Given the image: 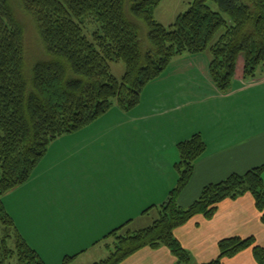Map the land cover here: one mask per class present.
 <instances>
[{
	"label": "trees",
	"instance_id": "trees-1",
	"mask_svg": "<svg viewBox=\"0 0 264 264\" xmlns=\"http://www.w3.org/2000/svg\"><path fill=\"white\" fill-rule=\"evenodd\" d=\"M12 1L0 0V264H46L24 240L2 199L28 183L51 142L97 121L114 102L126 111L134 108L143 88L178 56L208 53L210 80L223 94L240 61L243 79L254 78L264 65V0H191L168 28L155 19L163 0H15L33 20L47 57L29 71L25 29ZM127 2L133 18L146 26V48L125 13ZM88 21L96 26L91 34ZM119 62L125 73L117 81L110 65ZM205 148L198 134L177 145L178 179L157 208L158 218L148 228L130 232L125 225L104 236L113 238L105 246L109 255L93 264H121L142 249L161 247L177 264H191L174 231L195 216L211 220L221 202L245 194L254 199L264 225V164L205 185L192 204L179 205ZM244 250L251 251L255 264H264V248L252 237L221 240L218 257L206 264H222Z\"/></svg>",
	"mask_w": 264,
	"mask_h": 264
},
{
	"label": "crops",
	"instance_id": "crops-1",
	"mask_svg": "<svg viewBox=\"0 0 264 264\" xmlns=\"http://www.w3.org/2000/svg\"><path fill=\"white\" fill-rule=\"evenodd\" d=\"M195 57L188 54L174 60ZM208 57V60L202 58L205 75L199 83H181L177 81L179 72L173 74L167 70L169 67L166 69L162 76L166 74L169 84L154 88V92L161 94L160 99L168 105L167 111L134 118L135 137L131 142L138 150L119 156L114 168L83 176L86 214L77 209L73 212L75 218L62 223L61 211L54 208L55 212L44 211L35 216L27 232L18 230L43 262L47 264L48 259L67 255L64 249L73 243L99 242L93 234L104 237L121 226L126 225L125 231L136 232L152 225L159 216L157 208L167 201L178 179L176 147L193 135L203 139L206 152L195 162L193 178L178 198L182 208L192 204L205 185L217 184L232 174L243 175L264 164V65L254 78L245 80L240 61L229 92L223 94L209 78ZM197 69L201 70L191 67L189 74H196ZM167 112L174 115H163ZM87 143L90 142L82 145H90ZM77 193L81 200L82 191ZM260 217L254 199L245 194L221 202L211 220L195 216L173 234L190 254L191 264H206L218 257V243L231 237H252L264 248V225ZM87 249L69 257L78 258ZM121 264H177V261L161 247L142 249ZM222 264H255V261L251 251L244 250Z\"/></svg>",
	"mask_w": 264,
	"mask_h": 264
},
{
	"label": "rangeland",
	"instance_id": "rangeland-1",
	"mask_svg": "<svg viewBox=\"0 0 264 264\" xmlns=\"http://www.w3.org/2000/svg\"><path fill=\"white\" fill-rule=\"evenodd\" d=\"M190 2L191 0H163L155 10L156 21L168 28L174 23L177 15L188 11ZM12 4L15 5L17 16L25 29V64L29 71L35 62L46 61L47 57L33 20L20 10L15 0L12 1ZM212 9L217 10L215 6H212ZM125 13L138 30L142 47L146 48L147 30L145 24L133 18L129 12L128 2ZM85 26L88 34H91L96 28L95 24L89 21ZM202 54L204 58L209 59L208 53L194 55L196 57L193 59H180L182 56H178L180 58L173 60L167 70L172 71L173 74L179 72L177 81L181 83L204 81ZM191 67H198L201 70L197 69L196 74H189ZM110 68L114 77L119 81L125 73L124 64L120 62L111 64ZM183 73L186 74L182 75ZM162 75L143 88L140 102L131 110L126 111L114 102L108 112L97 118V121L73 134L64 135L51 142L47 152L34 168L28 183L8 193L2 199L3 205L20 232L23 230L27 232L30 228L29 224H33L35 216L39 217L44 211L53 210L55 212L54 208H59L61 211L59 216H61L62 223L75 218L76 215L73 212L77 209L86 214L87 203L83 189L85 187L83 176L87 172L114 168V165L118 163L119 156L129 153L130 150L131 152L138 150L131 142L135 137L134 123H132L134 118L155 116L167 111L168 105H165V102L160 99L161 94L154 92V88H163L169 84L166 81V74ZM163 115L167 117L174 114L167 112ZM86 141L90 142L87 143L90 145L84 147L82 144ZM76 177L81 178L76 179ZM77 191H82L81 200H79ZM29 220L30 223H28ZM94 235L96 239H100L99 242L95 243V240H90L86 243V240H82L80 243H73L65 247L64 251L68 256L89 248L86 252L79 253L78 258L72 260L71 264H93L107 258L109 252L105 246L106 244L111 245L113 238L104 240L100 233ZM63 256L58 257L57 255L51 261L48 259L47 264H62Z\"/></svg>",
	"mask_w": 264,
	"mask_h": 264
}]
</instances>
